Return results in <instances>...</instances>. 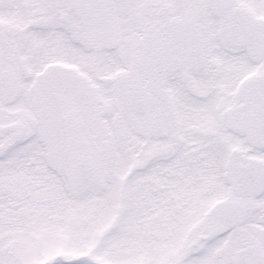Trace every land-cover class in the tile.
<instances>
[{"label": "snow or ice", "instance_id": "6c2138e0", "mask_svg": "<svg viewBox=\"0 0 264 264\" xmlns=\"http://www.w3.org/2000/svg\"><path fill=\"white\" fill-rule=\"evenodd\" d=\"M0 264H264V0H0Z\"/></svg>", "mask_w": 264, "mask_h": 264}]
</instances>
